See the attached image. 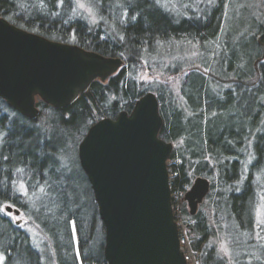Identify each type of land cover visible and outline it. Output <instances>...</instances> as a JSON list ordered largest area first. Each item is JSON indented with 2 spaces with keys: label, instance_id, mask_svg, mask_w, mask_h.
<instances>
[{
  "label": "trees",
  "instance_id": "16d2710c",
  "mask_svg": "<svg viewBox=\"0 0 264 264\" xmlns=\"http://www.w3.org/2000/svg\"><path fill=\"white\" fill-rule=\"evenodd\" d=\"M91 1L102 19L96 27L75 10L72 0H0V16L16 26L51 40L75 42L99 54L120 57L125 63L107 83L93 82L91 90L69 107L51 108L52 131L41 130L0 98V206L9 203L24 212L46 238L55 264H107L105 229L90 182L78 159L77 172L61 159L68 141L75 136L81 140L89 125L102 117L130 112L146 93L136 80L145 52L153 53L157 43L171 40L203 44L215 38L224 6L223 0H217L200 16L176 17L157 0ZM259 33L257 41L242 36L232 60L227 58V70L233 77H215L201 69L186 76L182 93L187 107L177 106L164 89L156 92L163 119L160 137L170 143L181 142L171 153V158L182 162L177 184L188 187L206 180L205 197L216 195L217 213L227 212L242 231L254 225L255 178L264 181V28ZM231 44L228 40L224 43L226 54ZM219 71L224 70L220 67ZM39 106L48 107L43 102ZM250 143L254 157L245 175ZM18 173L23 174L32 193L36 190L34 196L39 192L45 195H40L34 206L12 185ZM183 204L185 217L194 220L190 239L194 249L202 253V263L227 264L217 247L209 244L214 232L207 215L201 210L192 215L187 203ZM0 253L4 264H49L26 229L1 211Z\"/></svg>",
  "mask_w": 264,
  "mask_h": 264
},
{
  "label": "water",
  "instance_id": "95a60500",
  "mask_svg": "<svg viewBox=\"0 0 264 264\" xmlns=\"http://www.w3.org/2000/svg\"><path fill=\"white\" fill-rule=\"evenodd\" d=\"M122 64L0 16V97L23 115H38L36 95L55 107L70 105L95 79L105 81ZM162 123L158 99L147 92L130 114L121 111L92 125L78 146L104 223L108 264H186L166 164L173 144L159 138ZM207 191V181L194 182L186 195L191 214Z\"/></svg>",
  "mask_w": 264,
  "mask_h": 264
},
{
  "label": "rangeland",
  "instance_id": "374dc122",
  "mask_svg": "<svg viewBox=\"0 0 264 264\" xmlns=\"http://www.w3.org/2000/svg\"><path fill=\"white\" fill-rule=\"evenodd\" d=\"M72 1L74 2L76 8L75 10L79 12L82 17L88 20V22L93 25L100 24L102 19L97 16L90 0ZM157 1L163 7L170 10L176 17H197L200 16V12L203 9L215 6L217 0ZM223 4L222 24L215 38L210 39L203 44L187 39L171 40L165 44L157 43L156 49L153 53L145 52L144 58L141 60V66L139 67L136 75V80L146 93L153 92L156 94L158 90L164 89L172 94L176 105L182 108L187 107L182 93L183 80L191 71L201 69L209 71L215 77L224 76V79L233 77V73H230L227 70L228 59L232 60L231 55H234L238 51L236 44L240 42L242 36H245L244 39L253 37H255L256 41L259 39V35L261 33H259V29L262 31L264 28V0H223ZM81 5H83V7H81ZM250 24L252 27H249ZM228 35H231L230 39H228ZM227 40L231 41L232 44L229 51L230 53L226 54L224 50V43ZM262 45L264 46V43H262ZM124 67L125 63H123L115 73L109 76L106 81L101 82L104 84L107 83L112 76L118 74ZM220 67H222V70L224 71L220 72ZM226 70L229 74H227ZM221 84L223 85V83ZM39 109L40 113L35 119L36 126H38L41 130L49 129V131H52L49 126L51 120L54 118V113L49 107L43 108L39 106ZM79 141L80 137L75 136L73 139L68 141V150L61 153V159L63 162L66 163V165L74 172H77L78 166L76 148ZM172 144L173 149H176L181 142H175ZM249 145L250 147H248L245 155V175L247 173L248 166L252 163L254 157L251 149V143ZM174 162L175 161H173V163ZM18 174L19 175H16V178L12 181V185L16 190L20 188L21 184L26 186L23 174ZM255 179L257 181V196L255 208L253 210L254 225L249 230L242 231L238 229L232 218L228 216L229 214L227 212L219 211L217 213V203H215L216 195H214L211 199L205 197L197 207V210H201L204 214H206L212 223L214 235L210 239L209 244L217 247L218 252L222 257H224L227 264H264V181L262 178L257 176ZM185 188L189 189L191 186ZM26 189V195L23 190H17V192L19 195L23 196L29 204L31 202L33 206L36 202L41 200L40 197L42 196L40 195H44V193L39 192L38 194L40 195L34 196L36 190L32 193L27 186ZM185 192H180L181 194H178L179 204L182 208L184 201L187 203L183 194ZM9 206H11V208ZM16 208L17 207L15 205L6 203L0 206V211L12 221H19L21 223L20 226L26 229L34 246L41 253L46 254L47 257L44 256V262L50 264L49 261L53 258L51 260V264H55L52 250L50 249L46 238L36 225L29 220L24 212L21 211L18 213ZM187 209H190L188 203ZM6 213H11V216ZM182 215L183 220H179V224H181L183 231L182 236L185 239L182 248L187 254L189 252V264H193L195 262L201 264L198 259V255H195V251H193L191 247L192 243L189 233L190 230L185 228V225L190 222L185 217L184 211Z\"/></svg>",
  "mask_w": 264,
  "mask_h": 264
},
{
  "label": "bare ground",
  "instance_id": "6f19581e",
  "mask_svg": "<svg viewBox=\"0 0 264 264\" xmlns=\"http://www.w3.org/2000/svg\"><path fill=\"white\" fill-rule=\"evenodd\" d=\"M91 1V0H90ZM92 2V1H91ZM93 6V5H92ZM93 8H95L94 6H93ZM2 17V16H1ZM4 19H6L5 17H3ZM7 20V19H6ZM8 22H10L9 20H7ZM11 23V22H10ZM12 25H15V24H13V23H11ZM91 26H94V27H96V25H93V24H90ZM16 26V25H15ZM18 27V26H17ZM20 28V27H19ZM23 29V28H22ZM24 30H26V29H24ZM26 31H29V30H26ZM29 32H32V31H29ZM32 33H34V34H37V33H35V32H32ZM38 35H40V34H38ZM40 36H42V35H40ZM43 37H45V36H43ZM45 38H47V37H45ZM48 39V38H47ZM49 40H51V39H49ZM52 41H55V42H59V43H64V44H69V45H75V46H77L78 48H81V49H83V50H85V51H89V52H91V50H88V49H85L84 47H82L81 45H79V44H77V43H75V42H61V41H56V40H52ZM92 52H95V51H92ZM95 53H97V52H95ZM99 54V53H98ZM100 55H102V54H100ZM104 57H107V58H120V57H109V56H105V55H103ZM121 59V58H120ZM122 60V62L124 63V61H123V59H121ZM120 68V67H119ZM118 68V69H119ZM117 69V70H118ZM116 70V71H117ZM115 71V72H116ZM114 72V73H115ZM117 75V74H116ZM115 76V75H114ZM113 77V76H112ZM107 79H105V81H106ZM95 81H100L101 82V79L98 77L97 79H95L93 82H95ZM93 82L86 88V91H84L83 93H81V94H79V96L70 104V105H72L75 101H77L82 95H84V94H86L87 92H89L90 90H91V87H92V84H93ZM153 93V92H152ZM156 95V94H155ZM143 96V95H142ZM156 97H157V95H156ZM1 98V97H0ZM35 99H36V107H37V109L39 110V113H40V109H39V104L41 103V102H43V103H45L46 105H48V107L49 108H54V109H65V108H67V107H69L70 105H68V106H66V107H55V106H53V105H51V104H49V103H46L45 101H43L39 96H35ZM158 99V98H157ZM4 100V99H3ZM37 100H39V101H37ZM138 100V99H137ZM136 100V101H137ZM5 101V100H4ZM6 102V101H5ZM7 103V102H6ZM158 103H159V112H160V102H159V100H158ZM8 104V103H7ZM134 105H135V103H134ZM134 105H133V107H134ZM8 106L9 107H11L12 109H14V110H16L15 108H13L12 106H10L9 104H8ZM133 107H132V109H133ZM132 109L130 110V112H128L129 114L131 113V111H132ZM17 111V110H16ZM122 111H126V110H122ZM17 112H19V111H17ZM121 112V111H120ZM119 112V113H120ZM20 113V112H19ZM38 113V114H39ZM118 113V114H119ZM20 114H22V113H20ZM117 114V115H118ZM161 114V113H160ZM23 115V114H22ZM23 116H25L26 118H28L29 119V121L33 124H36L35 123V119L37 118V116L35 117V118H31V117H29V116H27V115H23ZM105 118H110V119H115L116 118V116L115 117H111V116H107V117H102V118H100V119H98V120H96L95 122H93L92 124H90L89 125V128L92 126V125H94L96 122H98L99 120H101V119H105ZM162 126H163V123H162ZM162 126H161V129H162ZM89 128L87 129V131H86V133L84 134V136L82 137V139L79 141V143H78V146H79V144L81 143V141L83 140V138L85 137V135L87 134V132H88V130H89ZM161 129H160V131H161ZM159 138H161L160 137V132H159ZM162 139V138H161ZM77 146V147H78ZM77 159H78V161H79V156H78V148H77ZM171 160H174L176 163H175V165H171L170 166V163H171ZM177 162H179V163H177ZM166 164H167V169H168V181H169V187H170V192H171V194H170V197H171V207H172V212H173V217H174V220H175V222H176V224H177V229H178V236H179V244H180V251L183 253V257H184V260H185V262H186V264H189L190 262H189V260H187V259H185V257H186V255L184 254L185 253V250L182 248L183 247V243L181 242V237H182V233H183V231H182V228L178 225V223H177V219H178V215L180 216V218L183 220V218H182V214H183V208H182V206L179 204V203H175V202H173L175 199H176V195H178L181 191H183V192H185V193H183L184 194V198H185V200H186V195L188 194V192L191 190V188H185L184 186H179L178 184H177V178H178V176H179V170H178V168L182 165V162L181 161H178V160H176L175 158H171V155L169 156V158L167 159V161H166ZM79 165H80V163H79ZM81 167V166H80ZM82 169V168H81ZM83 171V170H82ZM84 172V171H83ZM174 173V174H173ZM85 174V173H84ZM175 175L174 177H172L171 175ZM86 175V174H85ZM87 177V176H86ZM88 179V178H87ZM89 181V180H88ZM206 181V180H205ZM193 186V185H192ZM191 186V187H192ZM92 189V188H91ZM185 190V191H184ZM93 191V190H92ZM93 196H94V193H93ZM205 196H206V194H205ZM205 196H204V198H205ZM204 198H203V200H204ZM94 200H95V197H94ZM187 201V200H186ZM95 202H96V200H95ZM187 203H188V201H187ZM97 204V203H96ZM200 204V203H199ZM198 204V205H199ZM198 205H197V207H198ZM188 206H189V203H188ZM10 208H11V206H9ZM16 210H18L19 212H20V210L18 209V208H16ZM190 211H191V209H190ZM196 211H197V209H196ZM193 215V214H192ZM99 217H100V215H99ZM188 219V218H187ZM101 220V219H100ZM189 220V224H187V228L190 230V228L194 225V220L193 219H188ZM102 221V220H101ZM102 223H103V221H102ZM15 224L16 225H21V223L19 222V221H17V222H15ZM103 225H104V223H103ZM104 243H105V241H104ZM191 247H192V249L196 252V254L198 255V259H199V261L201 262V264H203L202 262H203V258H202V253L199 251V250H196V249H194V247L192 246V244H191ZM105 258V257H104ZM106 260V259H105ZM107 262V261H106ZM108 264V263H107ZM193 264H198V262H195V263H193Z\"/></svg>",
  "mask_w": 264,
  "mask_h": 264
},
{
  "label": "snow or ice",
  "instance_id": "6c2138e0",
  "mask_svg": "<svg viewBox=\"0 0 264 264\" xmlns=\"http://www.w3.org/2000/svg\"><path fill=\"white\" fill-rule=\"evenodd\" d=\"M81 7H83V5H81ZM0 140H2V135H0ZM17 190L18 191L23 190L25 192V195L27 194V189H26V186L24 184H21L20 188L17 189ZM41 191H43V189H41ZM6 214L11 216V213H6ZM72 228H73V233L75 234V231H76V223H75V221H73V223H72ZM0 264H4V256L2 254H0Z\"/></svg>",
  "mask_w": 264,
  "mask_h": 264
},
{
  "label": "built area",
  "instance_id": "2783aa9c",
  "mask_svg": "<svg viewBox=\"0 0 264 264\" xmlns=\"http://www.w3.org/2000/svg\"><path fill=\"white\" fill-rule=\"evenodd\" d=\"M173 161H174V160H171L170 166H171V165H175V162L173 163ZM173 174H174V173H173ZM173 174L171 175L172 177L175 176V175H173ZM181 192H183V191H181ZM179 194H181V193H179ZM173 202H175V203H179V195H176V199H175ZM177 217H178V219H177L176 221H177L178 225L182 228L181 224H179V220H180L181 218H180L179 215H178ZM185 228H187V224L185 225ZM181 242H182L183 244H184V242H185V239H184L183 236L181 237ZM193 251H194V250H193ZM184 254L186 255L185 259L189 260V259H190V257H189V256H190V255H189V252H188V254H187L186 252H185ZM195 255H197L196 252H195ZM200 263H201V262H200Z\"/></svg>",
  "mask_w": 264,
  "mask_h": 264
},
{
  "label": "flooded vegetation",
  "instance_id": "af4514ba",
  "mask_svg": "<svg viewBox=\"0 0 264 264\" xmlns=\"http://www.w3.org/2000/svg\"><path fill=\"white\" fill-rule=\"evenodd\" d=\"M21 212V211H20ZM18 213H19V211H18Z\"/></svg>",
  "mask_w": 264,
  "mask_h": 264
}]
</instances>
